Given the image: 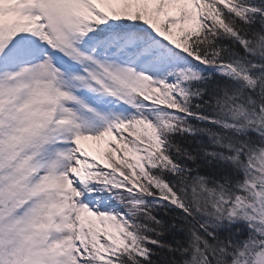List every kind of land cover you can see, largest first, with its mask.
Instances as JSON below:
<instances>
[{
	"label": "snow or ice",
	"instance_id": "obj_1",
	"mask_svg": "<svg viewBox=\"0 0 264 264\" xmlns=\"http://www.w3.org/2000/svg\"><path fill=\"white\" fill-rule=\"evenodd\" d=\"M260 11L242 0H0V264H142L147 243H160L142 231L157 229L137 219L161 224L146 197L194 218L256 222L264 147L244 159L246 145L221 153L245 168L239 195L201 176L172 185L163 173H179L165 137L192 131L180 114H196L191 97L203 91L186 86L201 73L179 65L191 57L255 85L222 60L216 41L233 38L264 57V34L249 38L237 24ZM217 105L244 115L230 100ZM101 191L113 194L117 210L92 206ZM252 226L258 235L234 246L210 240L209 223H200L182 250L193 252L185 264H211L209 256L264 264V234Z\"/></svg>",
	"mask_w": 264,
	"mask_h": 264
},
{
	"label": "trees",
	"instance_id": "obj_2",
	"mask_svg": "<svg viewBox=\"0 0 264 264\" xmlns=\"http://www.w3.org/2000/svg\"><path fill=\"white\" fill-rule=\"evenodd\" d=\"M243 4L259 8L261 11L249 13L250 22L237 20V24L243 29L249 38L264 34V0H242ZM216 47L222 49L221 58L225 63L241 66V70L247 72L252 78L262 66L264 70V57L249 53L239 41L233 38L220 37L216 41ZM181 68H191L202 75L198 81H190L187 87L191 92L203 90L199 96H192L189 109L194 115L181 113L185 128L192 131L177 130L167 134L169 154L173 160L180 165L179 173L171 171L163 173V178L172 185H180L183 175L189 177H205L211 187L224 185L229 194L239 195L243 192L242 185L247 183L248 177L245 168L239 163L224 158L226 155L237 154V149L247 146L241 152L244 159L246 153L255 152L264 147V82L249 85L242 77L235 74L228 75L220 65H204L199 61L189 58L188 62L181 63ZM260 70V72H264ZM230 100L232 105H239L244 109V115L236 118L230 112L221 111L217 101ZM213 117L224 119L229 123H235L237 127L225 128L223 124H217L214 120L202 119ZM233 145L229 148L228 145ZM179 149V151H177ZM216 153V155H212ZM96 201L101 207L117 210L119 205L113 194L101 191L94 193ZM146 207L151 211L160 225L149 221L145 215L137 219L141 224H148L157 231L143 229V234L160 243H147L151 249L149 258L143 260L142 264H185L191 262L193 252L184 253V248L191 249L193 242L192 229L198 228L200 223H216L214 218L204 215L197 217L188 216L182 209L171 205L167 201L158 200L156 197H146ZM119 211H124L119 206ZM221 226L209 228L213 234L208 237L218 239L221 242H232L234 246H240L250 238L256 237L253 233V223L246 224L243 218L227 219L219 221ZM162 233V234H159ZM199 233L206 236L204 229ZM231 260L232 257L227 258ZM211 264H223L222 261L209 256Z\"/></svg>",
	"mask_w": 264,
	"mask_h": 264
},
{
	"label": "rangeland",
	"instance_id": "obj_3",
	"mask_svg": "<svg viewBox=\"0 0 264 264\" xmlns=\"http://www.w3.org/2000/svg\"><path fill=\"white\" fill-rule=\"evenodd\" d=\"M262 66H257L256 68H259V70L256 72V76H254L253 77V79H255L256 80V83L257 82H264V72H260V70H263L262 68H261ZM264 71V70H263ZM87 143V142H86ZM95 203V202H94ZM93 203V205L92 206H94L95 204ZM207 223H209V225L211 226L212 224H215V226L217 225V227L218 226H221V223H219V222H217V224L216 223H212V222H207ZM250 224V226H251V224L252 223H254L255 224V227H259L260 226V224H259V221H256V222H250V221H247L246 220V224ZM252 228H253V233H255V235H258L256 232H255V228L252 226Z\"/></svg>",
	"mask_w": 264,
	"mask_h": 264
},
{
	"label": "clouds",
	"instance_id": "obj_4",
	"mask_svg": "<svg viewBox=\"0 0 264 264\" xmlns=\"http://www.w3.org/2000/svg\"><path fill=\"white\" fill-rule=\"evenodd\" d=\"M252 219L255 221H259V224H260L259 228H260L262 234H264V213H262L259 217H252ZM237 260L239 261V264H244V261L242 258L238 257ZM234 264H235V262H234Z\"/></svg>",
	"mask_w": 264,
	"mask_h": 264
}]
</instances>
